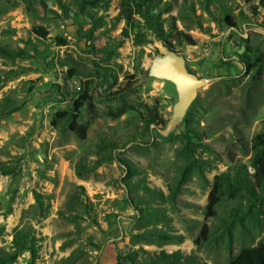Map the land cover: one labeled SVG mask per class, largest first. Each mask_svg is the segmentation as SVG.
Segmentation results:
<instances>
[{
	"label": "rangeland",
	"instance_id": "obj_1",
	"mask_svg": "<svg viewBox=\"0 0 264 264\" xmlns=\"http://www.w3.org/2000/svg\"><path fill=\"white\" fill-rule=\"evenodd\" d=\"M63 1L66 11L56 0H0V44L26 52L0 56V160L10 167L0 174V254L11 251L16 229L42 237L35 264H135L127 258L135 251L137 263L161 264L162 251L177 250L186 264H228L264 242V179L254 166V146L264 140V58L256 63L246 49L264 52V2L226 0L238 21L229 28L208 16L202 0H169L178 28L194 39L174 42L175 51L210 82L166 135L178 93L148 71L169 50L138 18L116 54L101 53L123 38V21L108 29L119 0L108 13L92 9L95 20L80 0ZM39 26L47 37L34 33ZM83 95L88 101L76 109ZM60 111L76 124L54 127ZM150 116L161 124L148 127ZM237 179L256 192L228 197ZM216 181L223 191L208 211ZM146 185L163 195L150 198ZM149 210L166 221L147 220ZM8 264H32L31 254Z\"/></svg>",
	"mask_w": 264,
	"mask_h": 264
},
{
	"label": "trees",
	"instance_id": "obj_2",
	"mask_svg": "<svg viewBox=\"0 0 264 264\" xmlns=\"http://www.w3.org/2000/svg\"><path fill=\"white\" fill-rule=\"evenodd\" d=\"M80 6L82 9V13H85L86 11H90L87 14L89 17L95 20L96 15L92 13V9H97L100 7L104 10L105 13H108L109 8L111 6V3L113 0H80ZM264 2V0H261ZM58 6L63 11L67 10V6L63 0H56ZM226 0H202L203 8L205 12L208 14L210 18L214 20L217 24H225L229 28H237L238 27V21L235 19L232 14L229 12L228 6H226L224 3ZM214 3L217 6L220 7L222 10V14H215L213 10L210 8V4ZM119 12L118 14L113 17V22L111 25H109L108 29L115 28L119 23L122 21L124 22V26L122 28V39L116 40L114 44H112V47L105 46L100 49L101 53L112 55L116 54L118 49L122 47V45L125 42V39H128L131 35V31L135 25L136 20L139 18L143 21L144 25L151 30L155 36L164 44V46L169 51H175L174 48V42L182 43L186 42L188 44H194V39L190 34H186L184 31L180 30L177 25V17L170 15L173 6L172 3L169 0H119ZM228 9V10H227ZM0 9V13H1ZM169 14L170 16V23L169 26L166 27L165 25V15ZM200 28H202V25H198ZM34 33L42 36L47 37L49 32L48 30L43 27L39 26L35 28ZM246 49L252 53H254L257 58L255 60L256 63L261 62L264 58V52H260L258 49L251 47L250 45L246 46ZM26 52L24 50H14L7 45L0 44V56L14 59L17 57H25ZM244 65H246L247 69L250 67V64L247 62H244ZM257 65L254 64L251 66L252 68H255ZM88 98L87 95H83L80 100H75L74 105L76 109H80V107L84 104V102H87ZM7 107V104L5 105ZM2 113H5L6 110H1ZM71 114L67 111H60L55 114L53 117L51 124L54 127H57L59 123L63 122L66 125L73 127V125L76 124V121H71ZM185 122L188 125L190 120L189 116L187 115L185 118ZM152 124L160 125L155 118V116H150L146 119V125L150 127ZM75 129V128H74ZM78 131L81 133L82 136L86 134V127L85 125L78 126ZM264 140L254 146V153L256 158L255 161V177L257 178L260 176L261 180L264 179ZM110 147L113 148L115 145L112 142H108ZM102 148H106L107 145L100 146ZM103 158L97 159L94 163L95 165L91 168V170H94L98 166L101 165L103 162ZM122 164L127 168V171L130 173H134L136 170L134 169V164L129 160H122ZM81 168L78 166L77 168V174L80 176L82 175V172L80 170ZM0 174H10V167L0 160ZM142 181H145V178H141ZM263 181V180H262ZM129 187V184H126ZM248 185V186H247ZM253 188H250L249 184H244L243 182L236 180L235 183H231L229 185V191H228V197L232 198L236 195H241V192H244L245 190L248 193H255V184H253ZM146 191L149 193L150 198L156 197V195H163V192H160L159 190H154L150 188L149 186H144ZM224 187L223 181L218 182L216 181L214 185V190L211 193L210 196V203L208 205V211L212 209L213 206H215L218 203V196L216 195V192L218 190ZM80 190L82 191V194H86L85 188L83 186H80ZM80 199L79 194L72 196L71 200L68 202L72 203L73 201H78ZM144 214L146 215V219L149 221L154 222H165L166 216L161 213L153 212V211H145ZM138 235H134L136 237ZM42 241V237L37 236L35 233L29 230H21L16 229L13 235L12 243H11V251L0 254V264H8L11 262H14L17 260L19 255L24 251L28 250L31 254V261L32 264H35L36 261L39 258V249H40V242ZM139 252L135 251L127 256L130 263L139 264L136 262L138 258ZM161 264H186L189 257L185 256L183 252L180 250H177L173 253H168L166 251H162L160 254ZM73 258V256L70 258V260ZM208 264V263H205ZM228 264H264V242L260 243L257 246H251V247H243L239 253L232 259Z\"/></svg>",
	"mask_w": 264,
	"mask_h": 264
},
{
	"label": "water",
	"instance_id": "obj_3",
	"mask_svg": "<svg viewBox=\"0 0 264 264\" xmlns=\"http://www.w3.org/2000/svg\"><path fill=\"white\" fill-rule=\"evenodd\" d=\"M148 75L172 82L178 93V101L173 108V124L166 135L172 132L185 116L188 108L197 98L199 89L210 82V78L200 77L187 66V59L176 51L155 56Z\"/></svg>",
	"mask_w": 264,
	"mask_h": 264
}]
</instances>
